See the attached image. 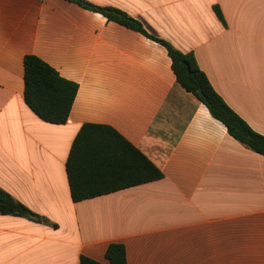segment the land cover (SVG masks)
<instances>
[{"label":"crops","instance_id":"1","mask_svg":"<svg viewBox=\"0 0 264 264\" xmlns=\"http://www.w3.org/2000/svg\"><path fill=\"white\" fill-rule=\"evenodd\" d=\"M81 1L192 54L264 137V0ZM25 56L77 85L64 124L24 103ZM85 124L116 131L162 177L73 202L65 164ZM0 190L39 217L0 214V264H108L114 243L126 264H264V156L178 85L163 45L69 0H0Z\"/></svg>","mask_w":264,"mask_h":264},{"label":"trees","instance_id":"2","mask_svg":"<svg viewBox=\"0 0 264 264\" xmlns=\"http://www.w3.org/2000/svg\"><path fill=\"white\" fill-rule=\"evenodd\" d=\"M98 12L109 21L135 30L163 45L171 61L178 85L192 94L222 123L227 133L253 152L264 156V137L252 131L216 94L192 54H183L166 42L148 35L141 24L114 8L88 5L69 0ZM216 15L220 17L215 8ZM23 99L26 106L42 121L64 124L68 118L77 85L35 56L23 59ZM198 90L202 96H199ZM66 177L73 202L106 195L125 188L148 183L162 177L161 172L129 142L107 126L85 124L75 136L65 164ZM0 214L15 215L39 221V217L0 190ZM108 264H126L121 244H110L105 252ZM79 264H100L81 257Z\"/></svg>","mask_w":264,"mask_h":264},{"label":"water","instance_id":"3","mask_svg":"<svg viewBox=\"0 0 264 264\" xmlns=\"http://www.w3.org/2000/svg\"><path fill=\"white\" fill-rule=\"evenodd\" d=\"M198 94H199V96H202V94H201V91H200V90H198Z\"/></svg>","mask_w":264,"mask_h":264}]
</instances>
